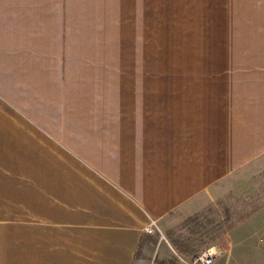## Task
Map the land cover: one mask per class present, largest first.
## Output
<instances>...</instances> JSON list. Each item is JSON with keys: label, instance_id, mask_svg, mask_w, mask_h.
<instances>
[{"label": "crops", "instance_id": "0c3cea01", "mask_svg": "<svg viewBox=\"0 0 264 264\" xmlns=\"http://www.w3.org/2000/svg\"><path fill=\"white\" fill-rule=\"evenodd\" d=\"M202 1L0 0L2 264H187L149 218L171 235L175 210L259 170L264 33L214 36L194 52L189 99L155 101L156 18ZM44 135L65 162L44 163Z\"/></svg>", "mask_w": 264, "mask_h": 264}, {"label": "rangeland", "instance_id": "374dc122", "mask_svg": "<svg viewBox=\"0 0 264 264\" xmlns=\"http://www.w3.org/2000/svg\"><path fill=\"white\" fill-rule=\"evenodd\" d=\"M202 3L208 10H187L181 13L185 16L181 20L178 13V19H172L168 26L165 23L163 27L158 26L160 18H156V38H159L155 43L156 102L169 99L170 95L172 102H178L181 96V100L189 99L196 84L194 52L211 50L214 36L226 37L234 30L236 39L241 40L240 35L264 33V0H231L224 2L220 11L214 9L216 0ZM167 12L158 10L156 15H164V22ZM236 49L241 50L240 45L236 44ZM237 59L235 69L241 63ZM168 61L169 71L164 74L162 71L166 70ZM182 62L186 64L184 69L180 68ZM234 67L229 66L231 70ZM163 84L175 93H165ZM43 142L44 163L52 157L64 158L65 162L66 154L57 142L46 135ZM53 146L59 147L53 151L54 155L48 153ZM181 208L175 210L166 223V228L170 227V232L175 233H165L163 225L156 224L165 239L172 242L174 236L180 241L187 264L210 246L217 248L213 264H264V162L259 170L251 166L236 170Z\"/></svg>", "mask_w": 264, "mask_h": 264}, {"label": "built area", "instance_id": "2783aa9c", "mask_svg": "<svg viewBox=\"0 0 264 264\" xmlns=\"http://www.w3.org/2000/svg\"><path fill=\"white\" fill-rule=\"evenodd\" d=\"M154 230H158L156 221L154 219L149 218V222L144 227V231L148 234H151L154 232ZM161 238L166 240L163 237V235H161ZM216 257H217V248L215 246H210L205 248L202 252H200L188 264H213Z\"/></svg>", "mask_w": 264, "mask_h": 264}]
</instances>
